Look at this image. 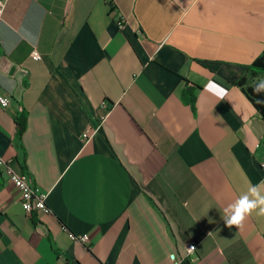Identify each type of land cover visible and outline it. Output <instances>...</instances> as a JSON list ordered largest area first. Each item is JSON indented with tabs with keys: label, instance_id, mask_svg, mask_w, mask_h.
<instances>
[{
	"label": "crops",
	"instance_id": "obj_1",
	"mask_svg": "<svg viewBox=\"0 0 264 264\" xmlns=\"http://www.w3.org/2000/svg\"><path fill=\"white\" fill-rule=\"evenodd\" d=\"M0 1V160L49 209L29 216L0 167V264H172L189 244L191 264H264V216L223 220L264 180V120L238 86L264 0Z\"/></svg>",
	"mask_w": 264,
	"mask_h": 264
},
{
	"label": "built area",
	"instance_id": "obj_2",
	"mask_svg": "<svg viewBox=\"0 0 264 264\" xmlns=\"http://www.w3.org/2000/svg\"><path fill=\"white\" fill-rule=\"evenodd\" d=\"M2 3L0 1V15L2 14ZM122 26V23H120ZM32 59L34 61H41L42 56L38 52L32 53ZM11 104V99L8 96L3 95L0 92V106L3 109H7ZM104 120V118H103ZM97 133V130L87 132L84 135V139L92 138ZM0 167L3 173L8 177L10 183L17 189L21 197V203L25 212L32 216L33 214H41L49 212L47 206L48 194L37 190L29 174L17 172L9 162L0 160ZM260 167L264 172V160L261 162ZM73 240L78 243L86 244L89 240L87 236L73 237ZM196 245L189 244L187 251L182 257H178L175 254L170 255L172 264H191L196 262V258L192 255L195 251Z\"/></svg>",
	"mask_w": 264,
	"mask_h": 264
},
{
	"label": "trees",
	"instance_id": "obj_3",
	"mask_svg": "<svg viewBox=\"0 0 264 264\" xmlns=\"http://www.w3.org/2000/svg\"><path fill=\"white\" fill-rule=\"evenodd\" d=\"M2 51L0 50V57ZM264 79V51L263 53L247 67L245 76L239 81L238 86L242 89L248 100L252 103L255 109L259 112L264 120V92L257 94L253 91L254 86ZM199 88L196 86H186L181 94L182 102L191 107L193 112H196L197 92ZM28 115L25 110H21L15 117L16 123V144L20 153L24 152L22 143L23 135L27 128ZM25 164V161H24ZM35 214L32 215V218ZM35 219V218H33ZM34 222H36L34 220ZM67 263L70 262L67 260Z\"/></svg>",
	"mask_w": 264,
	"mask_h": 264
},
{
	"label": "clouds",
	"instance_id": "obj_4",
	"mask_svg": "<svg viewBox=\"0 0 264 264\" xmlns=\"http://www.w3.org/2000/svg\"><path fill=\"white\" fill-rule=\"evenodd\" d=\"M253 91L257 94L264 92V79L254 86ZM253 214L264 216V180L256 184L249 182L247 191L225 209L223 220L229 228L239 227Z\"/></svg>",
	"mask_w": 264,
	"mask_h": 264
}]
</instances>
